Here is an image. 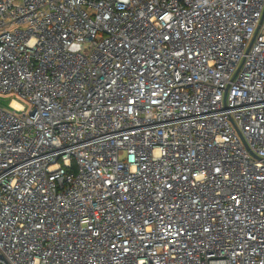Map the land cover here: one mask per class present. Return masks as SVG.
Returning a JSON list of instances; mask_svg holds the SVG:
<instances>
[{
    "label": "built area",
    "instance_id": "1",
    "mask_svg": "<svg viewBox=\"0 0 264 264\" xmlns=\"http://www.w3.org/2000/svg\"><path fill=\"white\" fill-rule=\"evenodd\" d=\"M0 264H264V0H0Z\"/></svg>",
    "mask_w": 264,
    "mask_h": 264
}]
</instances>
